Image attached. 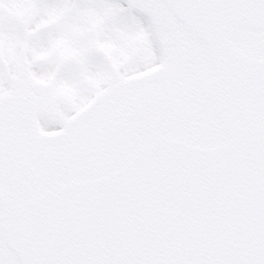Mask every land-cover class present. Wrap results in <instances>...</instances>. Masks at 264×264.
I'll return each instance as SVG.
<instances>
[{
    "label": "snow or ice",
    "instance_id": "1",
    "mask_svg": "<svg viewBox=\"0 0 264 264\" xmlns=\"http://www.w3.org/2000/svg\"><path fill=\"white\" fill-rule=\"evenodd\" d=\"M12 44L63 132L14 158L0 100V264H264V0H0Z\"/></svg>",
    "mask_w": 264,
    "mask_h": 264
},
{
    "label": "water",
    "instance_id": "2",
    "mask_svg": "<svg viewBox=\"0 0 264 264\" xmlns=\"http://www.w3.org/2000/svg\"><path fill=\"white\" fill-rule=\"evenodd\" d=\"M7 107L10 108V110H7V116L8 117L11 116V118H14L20 112V108L18 106H16L15 108H13L12 106L11 107L7 106ZM17 121L22 122V117H19V120H17ZM9 128H12L11 123L8 125L7 130H9ZM12 130L15 131V134L12 137L11 145H14L16 147V149H13V150L9 149V151H10V154L14 158L17 156H21V157L27 159L29 156H31L33 154V149L37 143H41V142H44L47 140H52V139H55V138L60 136V135H57V136H55V138L44 139V138L37 137V135H35V134H31V135H28L30 137L24 138L25 136H17L16 135L17 132H19L18 129L13 128Z\"/></svg>",
    "mask_w": 264,
    "mask_h": 264
},
{
    "label": "rangeland",
    "instance_id": "3",
    "mask_svg": "<svg viewBox=\"0 0 264 264\" xmlns=\"http://www.w3.org/2000/svg\"><path fill=\"white\" fill-rule=\"evenodd\" d=\"M47 18H49V17H44V18H42V20L47 19ZM92 19H93V14H90L89 18L86 19V20H84V21H85V24L83 25V30L86 29V28L89 26V21H92ZM82 21H83V20H82ZM106 46H107V47H111V45H106ZM36 69H37V68H36ZM37 70H38V69H37ZM47 125H50V124L47 123Z\"/></svg>",
    "mask_w": 264,
    "mask_h": 264
}]
</instances>
